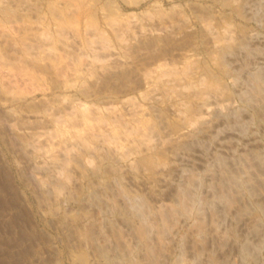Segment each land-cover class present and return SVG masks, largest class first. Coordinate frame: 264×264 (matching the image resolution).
Segmentation results:
<instances>
[{"label":"rangeland","instance_id":"1","mask_svg":"<svg viewBox=\"0 0 264 264\" xmlns=\"http://www.w3.org/2000/svg\"><path fill=\"white\" fill-rule=\"evenodd\" d=\"M0 264H264V0H0Z\"/></svg>","mask_w":264,"mask_h":264},{"label":"bare ground","instance_id":"2","mask_svg":"<svg viewBox=\"0 0 264 264\" xmlns=\"http://www.w3.org/2000/svg\"><path fill=\"white\" fill-rule=\"evenodd\" d=\"M260 77V76H259ZM259 77L257 76V77H255V78H258L259 79ZM258 79H256V80H258ZM258 85V84H257ZM88 115V114H87ZM87 115L85 114V113H83L82 115H81V117H83V118H87ZM181 189V188H180ZM181 191V190H180ZM179 191V192H180ZM180 194V193H179ZM180 196L182 197V195L180 194ZM184 198V197H183ZM181 199V198H180ZM184 200V199H183ZM185 201V200H184ZM186 202V201H185ZM182 204H183V202H182ZM184 206L186 205L185 203L183 204ZM187 207V206H186ZM170 208H173V207H170ZM182 209H183V207H181ZM160 209L162 210V208L160 207ZM174 209H178L177 207L176 208H174ZM169 210V209H168ZM187 210V208L185 209V211ZM170 211V210H169ZM169 211H167L168 213H169ZM175 211V210H174ZM178 211V210H177ZM161 212V211H160ZM171 212H173V211H171ZM179 213H181L180 212V210L178 211ZM167 213V214H168ZM172 214H174V212L172 213ZM171 213H170V215H172ZM182 214V213H181ZM168 216H169V214H168ZM168 225V224H167ZM149 226V225H148ZM144 228V227H143ZM200 228V227H199ZM201 230H203L202 228H201ZM146 231V230H145ZM89 232V231H88ZM85 235H86V233H85Z\"/></svg>","mask_w":264,"mask_h":264}]
</instances>
